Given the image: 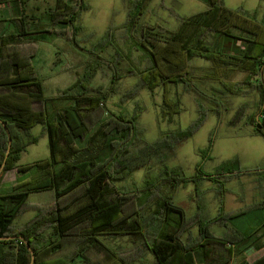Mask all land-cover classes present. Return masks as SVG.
Wrapping results in <instances>:
<instances>
[{"label":"trees","instance_id":"1","mask_svg":"<svg viewBox=\"0 0 264 264\" xmlns=\"http://www.w3.org/2000/svg\"><path fill=\"white\" fill-rule=\"evenodd\" d=\"M199 1L206 5V10L187 18L176 16L178 26L174 31L154 27L149 30L140 27L136 31L137 19L147 0L128 3L124 42L131 43L129 50L135 48L141 52L143 62L147 64L144 69L130 68L129 73L137 75L139 80L132 91H135L133 96L142 88L153 92L157 87L171 84L198 97L199 115L187 130L169 133L163 139L140 146L136 145L141 135L137 115L127 119L115 115L109 120L102 118L106 94L98 90V95H89L91 78L96 73L92 66L88 64L87 72L60 91L56 98L44 96L42 83L31 66L37 37L53 33L66 35L63 30L55 31V26L69 27L75 35L80 30L79 18L88 6L82 0H54L53 6L46 11V19L43 18L47 25L43 26L40 24L42 19L34 23L27 15L25 0H0V6H11L12 9L11 16L0 18V167L4 163L0 178L12 170L20 174L31 171L36 175L34 182L26 181L16 185L11 193L0 194V264H74L76 259H81V264H89L85 253L90 248L111 253L110 258L116 264H134L133 260L125 259L105 246L99 239L102 235L138 237L141 248L134 256L140 258L139 264L144 263V250L150 252L155 264H233L241 256L244 251L240 248L251 241L250 236L234 230L220 238L209 228L211 224L221 225L239 218L244 211L226 213L209 222L195 219L197 239L184 243L180 236L188 220L183 210L172 203L173 192L190 182L197 190L200 182L208 181L216 185L219 195H224L229 180L264 174V165L255 170L240 171L237 161L233 160L223 164L214 174H205L197 165L196 175L191 178L164 166L157 178H146L141 188L145 200L153 199L152 206L148 205L145 216L137 213L131 221L121 217L119 202L111 196L113 180L126 179L153 159L164 160L178 143L192 136L208 113H213L218 120L221 118L225 111L223 96L243 92L232 83H221V87H214L210 94L201 91L183 75L184 62L194 58L209 62L211 72L246 74L248 81L244 84L258 92L259 107L254 116L247 117H244V108H239L230 124L235 126L245 118L252 134L264 139V42L260 41L264 34V10L258 18L257 12L230 10L221 0ZM66 8H75V11L67 16ZM236 31L246 38L235 36L233 32ZM237 42L240 49L234 46L227 49ZM130 55L125 60L132 62ZM101 65L102 62L97 67L101 69ZM130 92L125 97L131 96ZM202 101L211 107L204 108ZM65 102L69 106L53 110L57 103ZM180 106L181 101L176 98L171 101V108H167L176 115L181 111ZM37 125L47 138L49 156L30 165H17L21 154L37 143V138L31 135ZM9 140L10 150L5 159ZM211 147L212 139L204 151L206 155ZM163 184L169 189L164 195L159 194ZM78 189L83 190L81 200L85 204L72 211L74 203L61 207L60 201ZM41 192L53 193L54 212L44 221L33 222L20 235L12 236L13 222L27 205L29 196ZM257 206L264 208V192ZM84 225L93 232L75 233ZM259 231L264 232V222L252 234L254 240L248 249L263 238L257 236ZM263 247L262 243L255 250ZM241 264H264V256Z\"/></svg>","mask_w":264,"mask_h":264},{"label":"rangeland","instance_id":"2","mask_svg":"<svg viewBox=\"0 0 264 264\" xmlns=\"http://www.w3.org/2000/svg\"><path fill=\"white\" fill-rule=\"evenodd\" d=\"M82 1L88 6V10L81 14L77 23L80 30L75 35L69 27L55 26V31L63 30L66 35L45 34L38 36L34 44L35 56L31 60V66L42 83L44 96L56 98L60 91L87 72L86 67L89 64L92 70L96 71L91 78L89 95H98V90L106 94L102 118L109 120L115 115L127 119L129 116L137 115V126L141 130V135L136 145L151 144L163 139L169 133L187 130L199 115L196 104L198 97L194 93L184 91L181 86L167 84L155 88L153 92L142 88L133 96L135 91H132L139 80L137 75L129 73L130 68L144 69L147 64L143 62L141 52L135 48L129 50L131 43L124 42L128 3L131 0ZM221 2L224 7L233 11L249 14L257 12L258 18L264 10V0H221ZM53 4L54 0H25L26 13L32 17L34 23L42 19L40 24L44 26L47 24L43 18L47 9ZM205 10L206 5L199 0H147L137 19L135 29L139 31L141 27L149 30L154 27L174 31L178 26L176 16L187 18ZM74 11L75 8H66L65 14L71 16ZM11 15V6H0V18ZM241 22L242 19L239 25ZM233 34L246 38V35L238 31ZM135 37L138 38L137 35ZM260 41L264 42V34ZM233 46L240 49L238 42L228 46L227 49H232ZM129 53L132 62L125 60ZM100 62H102L101 69L97 67ZM184 66L183 75L204 93L210 94L214 87H221V83L236 84L243 92L223 96L221 100L225 111L221 118L218 120L213 113H208L204 123L193 132L192 136L178 143L173 151L166 154L164 160L160 162V159H153L126 179L113 180L111 196L119 202L120 215L123 219L131 221L136 218L137 213L144 216L147 214L148 205L152 206L153 199L145 200V195L141 191L143 182L147 180L146 178H157L164 166L170 170L177 169L184 177L191 178L196 175L197 165H200L205 174H214L223 164L233 160L237 161L240 171L255 170L264 165L262 161L264 142L250 135L251 128L245 124V118L235 126L230 124L239 108H244V117H247L254 116L259 107L258 92L244 84V81H248L246 74L232 71L211 72L210 63L200 58L184 62ZM129 91L131 96L125 97ZM176 98L181 101V111L175 115L167 107L171 108V101ZM202 104L204 108L211 107L206 101H202ZM66 106H69L68 102L57 103L53 110H60ZM31 135L37 138V143L29 146L21 154L17 165H30L49 156L47 138L42 135L41 126H35L31 130ZM210 139H212V147L210 153L206 155L204 151ZM131 150L132 148L129 151ZM253 165L256 167L252 168ZM35 178L36 175L31 171L26 174H20L16 170L6 172L0 178V194L11 193L16 185L26 181L34 182ZM167 186L163 184L159 194H166L169 190ZM195 187L192 182L182 184L172 196V203L183 210L188 220L186 229L180 236L184 243L197 239L195 219L209 222L226 213H234L232 211L235 210L245 213L239 218L224 221L221 225L211 224L209 228L211 233L221 238L236 230L242 235L250 236L251 241L254 240L252 234L264 222V208L259 209L257 206L263 197L264 174L244 175L229 180L225 184L227 192L224 195H219L216 185L208 181L200 182L197 190ZM82 194L83 190L78 189L64 197L60 201V206L74 203L71 206L70 211H72L77 206L84 205L85 201L81 200ZM53 199L52 192L31 194L27 205L21 209L13 222L11 235L18 236L33 222L38 223L49 218L54 212ZM78 231L75 233L93 232L85 225ZM99 239L120 256L133 260L134 264H139L137 260L140 258L134 256L135 251L141 248L138 237L102 235ZM251 241L244 244L240 250L244 251L242 248L251 244ZM147 242H150L149 238ZM85 254L89 264H116L110 258L111 253L104 250L90 248ZM262 256H264V248L250 250L246 254L243 252L233 264L251 263ZM143 259V264H155L147 250H144ZM81 263V259L74 261V264Z\"/></svg>","mask_w":264,"mask_h":264},{"label":"crops","instance_id":"3","mask_svg":"<svg viewBox=\"0 0 264 264\" xmlns=\"http://www.w3.org/2000/svg\"><path fill=\"white\" fill-rule=\"evenodd\" d=\"M250 128H251V127H250ZM250 135H251V136H254V135L252 134V128H251V131H250ZM255 137H258V136H255ZM258 138H260V139L263 140V142H264V139H262L261 137H258ZM262 161L264 162V153H263V155H262ZM254 167H256V165H253V166H252V168H254ZM238 211H241V210H235V211H232V212H238ZM261 235H262L263 238H262L258 243L253 244L251 248L248 249V248H247L248 246H244L245 249L247 248L246 250H244V254L250 252V250H254L255 248L261 246L262 243L264 244V232L259 231V232L257 233V236H261ZM263 248H264V247H263ZM263 248H261V249H263ZM261 249H260V250H261Z\"/></svg>","mask_w":264,"mask_h":264},{"label":"water","instance_id":"4","mask_svg":"<svg viewBox=\"0 0 264 264\" xmlns=\"http://www.w3.org/2000/svg\"><path fill=\"white\" fill-rule=\"evenodd\" d=\"M2 126L4 127V124H2ZM9 150H10V140H9L8 148H7V151H6V154H5V159L7 158L8 154H9ZM3 167H4V163L0 167V174H1L2 170H3ZM9 239H13V238H1V240H9ZM30 254H31V251H30ZM32 261H33V259H32Z\"/></svg>","mask_w":264,"mask_h":264},{"label":"built area","instance_id":"5","mask_svg":"<svg viewBox=\"0 0 264 264\" xmlns=\"http://www.w3.org/2000/svg\"><path fill=\"white\" fill-rule=\"evenodd\" d=\"M263 61H264V58H263Z\"/></svg>","mask_w":264,"mask_h":264}]
</instances>
